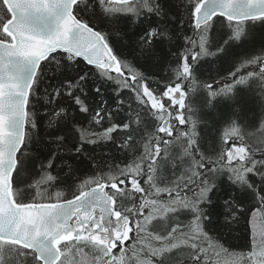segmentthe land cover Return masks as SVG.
Here are the masks:
<instances>
[{
    "label": "snow or ice",
    "instance_id": "1",
    "mask_svg": "<svg viewBox=\"0 0 264 264\" xmlns=\"http://www.w3.org/2000/svg\"><path fill=\"white\" fill-rule=\"evenodd\" d=\"M257 26L264 0H0V264H264Z\"/></svg>",
    "mask_w": 264,
    "mask_h": 264
},
{
    "label": "trees",
    "instance_id": "2",
    "mask_svg": "<svg viewBox=\"0 0 264 264\" xmlns=\"http://www.w3.org/2000/svg\"><path fill=\"white\" fill-rule=\"evenodd\" d=\"M216 27L218 28L219 26ZM220 30L223 31V29ZM262 41H264V26H257L252 39L250 41L242 42L239 47L234 49V53L245 54L247 52L253 51L255 48H258L261 45ZM203 71L204 78H207V76L214 74V68H210L207 66H205ZM242 101L245 103L250 114L259 113L260 103L258 91H256L255 93L247 91L242 93ZM186 102L191 104L192 111L194 113L192 119L200 121L197 130L201 133L202 136H205L208 141H211L213 136L215 135L213 128V122L216 115L215 112L212 109L204 107L203 98L198 94L192 95L189 101ZM114 155L117 157L115 163H120L125 158L124 153L122 151L115 152ZM128 159H131V155L128 156ZM248 202L250 204V200ZM210 227H214V225H210ZM246 238V224H241L237 226L234 232H231L227 236H225V239L230 241L233 246H242ZM241 250L242 249H236V251ZM84 252L88 254V258L90 259L92 253L89 251V249L85 248ZM77 259L79 260L80 257L77 256Z\"/></svg>",
    "mask_w": 264,
    "mask_h": 264
}]
</instances>
